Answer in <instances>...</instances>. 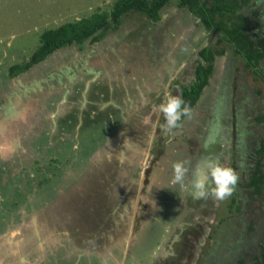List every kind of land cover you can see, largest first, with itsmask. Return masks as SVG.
Listing matches in <instances>:
<instances>
[{
	"label": "rangeland",
	"instance_id": "rangeland-1",
	"mask_svg": "<svg viewBox=\"0 0 264 264\" xmlns=\"http://www.w3.org/2000/svg\"><path fill=\"white\" fill-rule=\"evenodd\" d=\"M113 1L0 0V264H223L229 250L221 248L238 236L244 264H254L264 247V215L257 217L264 196L252 200L257 216L249 236L233 222L207 252L216 238L209 220L219 218L203 221L205 208L194 207L200 219L187 220L199 223L184 226L179 258L162 256L180 228L181 212L169 202L187 191L170 183L173 162H185L189 179L199 136L229 149L235 144L248 159L252 140L264 134V81L224 55L215 56L191 117L161 127L156 106L163 94L179 95L178 84L194 79L200 48L215 42L176 0L155 21L129 11L101 39L64 46L8 75L44 29L109 10ZM253 3L264 17V0ZM53 158L60 171L51 174ZM44 174L50 180L40 187Z\"/></svg>",
	"mask_w": 264,
	"mask_h": 264
},
{
	"label": "trees",
	"instance_id": "trees-1",
	"mask_svg": "<svg viewBox=\"0 0 264 264\" xmlns=\"http://www.w3.org/2000/svg\"><path fill=\"white\" fill-rule=\"evenodd\" d=\"M169 1L170 0H114L112 3L113 7L111 6L109 10L98 9L92 12L91 15L82 16L80 18L64 22L56 27H53L54 29H44L39 36V45L31 53L29 58L27 60H23L22 62L11 64L8 67V73L9 75H17L27 71L32 65L41 62L46 58L47 55L64 46L71 44L81 45L86 39L91 41H97L101 39L107 31L110 29H115L118 26L121 17L129 11L138 10L144 12L148 17L155 21L159 18L160 8ZM178 1L180 6H186L187 9L190 10L195 16H197L199 19L202 18L203 25L209 32L220 31L222 38L228 44H230V46H234L237 54H241L245 65L251 68L253 73L257 76H260V79L264 81V74L262 75V73L259 71L262 65V61L259 62V60L264 59V40L263 42L259 43L258 48V46L254 44L253 41H250L249 37L244 35L245 33L242 32L243 24L239 26L238 23L236 27H229L227 21L220 22L215 16V14L219 13L221 15L226 14L228 20L230 16L233 15H237L240 18V15L236 12V9L238 7L244 8L245 6L248 8L253 7L255 4L252 2L253 0ZM256 12L258 11L253 10L252 14L254 13V15H256ZM245 41L250 42L245 44ZM199 54L200 59L195 67L194 79L189 84H183L182 82L178 84L179 96L183 98L189 107H193L197 102L200 93L206 85L208 77L213 70L214 53L211 49V45L200 48ZM261 119L263 118H259V120ZM260 141V145L257 148L258 154H261L264 151V140ZM51 161L52 163L49 167V172L53 174L56 171H60L58 159L53 158ZM232 165V167H234V163ZM258 172L259 171L255 172L253 175V177L255 175H257V177H252L253 180L250 182V185H254V193L260 192V186L258 182L261 180V174ZM55 178H57L56 175L52 176V179ZM49 180L50 179L47 177V175L44 174L43 178H38V186L42 187V185L48 183ZM262 257L263 258L260 261L255 260L254 264H264V253H262Z\"/></svg>",
	"mask_w": 264,
	"mask_h": 264
},
{
	"label": "flooded vegetation",
	"instance_id": "flooded-vegetation-1",
	"mask_svg": "<svg viewBox=\"0 0 264 264\" xmlns=\"http://www.w3.org/2000/svg\"><path fill=\"white\" fill-rule=\"evenodd\" d=\"M176 1H177V4H176L177 8L181 7V9L182 8L185 9L188 13H190L192 15L193 20L196 23V24H194V26L197 25V22H200V26L206 32L205 36L209 37V36L213 35L215 37L216 43L214 42V44H205L204 45V46L211 45V49L214 53L213 54L214 58H215V56H220V55L230 56L234 59L239 58V60H242L243 64L245 65L244 59L241 56V54H237L235 49H234V46L233 47L230 46V44H228L222 38V34L220 31L209 32L204 27L203 22H202V18L199 19L190 10H188L186 6H183V5L180 6L178 4L179 1L178 0H176ZM167 4H165V5H167ZM253 10L258 11V12H256V15H254V13L252 14ZM236 12L240 15V18L237 15H233V16H230V18L228 20L226 14L221 15L219 13L215 14V16H216V19H218V21H220V22L227 21L229 27H236L238 23H239V26L243 24L242 32H244L245 33L244 35L248 36L249 40L253 41L254 44H256L259 48V43L263 42V40H264V34H263V32H264V17L262 16L260 5L254 4V6L251 8H248L247 6H245L244 8L238 7L236 9ZM159 18H160V14H159ZM250 41H248V42H250ZM248 42L245 41L244 43L247 44ZM198 54H199V51H198ZM199 59H200V54H199ZM261 61H262V65H261L259 71L263 75L264 74V59L259 60V62H261ZM196 65H197V63H196ZM247 68H249V67H247ZM249 69H251V68H249ZM251 71L253 72V70H251ZM191 108L192 107H190V109ZM259 118H263V117L260 116ZM259 118L257 120H259ZM195 136L198 137V135H195ZM200 137H202V138H201V141L199 143ZM210 140L211 139H209L208 137L204 138V136H199L198 141L196 143V146H194L195 148L191 149L192 152H197L200 155V156L196 155L194 158V159H196L194 168L204 158L213 157V158L218 159L221 163L222 162H224V164L227 163L231 167L233 166L232 164L234 163L233 169L238 171L239 179L237 181V184H236L235 189L232 192V194L223 200L217 199L215 197H208L207 199H193V197L190 194L191 190L189 188H186L187 191L182 195V197H179L180 203H179V201L169 202V205L172 208H174L177 211L179 209L181 213H180V216H177V217H179V219L177 218L178 221L180 220V224L178 226V227H180L179 231L174 233V234H172V233L170 234L168 252L166 254L162 255V256L166 257V259H168V260L170 258H172V259L179 258L178 251L175 247V244H176V242H178L182 239V237H183L182 233H183V230L185 228L184 226L190 225L189 228H192L193 225L196 226L199 223V220H197L194 223H192V220L190 218H189V220H187L188 216L191 215L194 217V214L197 215L198 218L200 219V214L197 211L191 210V209H194V207L197 210H199V208H200L202 212H203V209L205 208L204 210H206L205 211L206 214L203 212L205 215L203 221L208 220V218H207L208 214L212 218H214V217L219 218L217 221L214 220L215 218L213 220H209V221H214V224H215V227L211 231L210 235L216 234V238H214L213 242L208 243V247L209 246H211V247L206 249L207 252L209 251V249H211L210 251H212L214 245H216V244L219 245V243H221L220 240H223L224 236H226L225 232H228V229H227L228 225L230 227H232V223L233 222L236 223V225H239V226H241L242 229H244L243 232H244L245 236H249L251 234V232L253 231V229L255 230V225H256L255 218H256V216L258 215L257 217H260V214L264 215V210L259 208L260 210L258 211L257 215L253 217V214H255L257 211V210H254V207L257 208V206H254V204L252 203V200L256 201V199L259 196H260L259 198H263V196H264V151L261 154H258V152H257V148L259 147L260 142H261L260 140H264V134L262 135V137L260 139L256 138V139L252 140V142H254V143H253L252 147L247 151V155H246L248 159H245L241 155H238L235 144L233 145L232 148L229 149V148L225 147V143L221 144V139L217 138L216 143L220 147L218 150H216V147H215L216 143L213 144ZM206 143L209 146L208 148H204L202 146V145H205ZM200 146H202V147H200ZM222 146H224V148ZM225 150H228L226 155L223 154L225 152ZM257 171H259L258 173L261 174V180L258 182V184L260 186V192L254 193V185L253 184L250 185V182H251V180H253L254 177H257V175H255L253 177V175ZM185 180L187 181L186 182V184H187L188 179H185ZM160 198H161V196H160ZM188 198H190L192 200L188 201V204H186V202L183 200L187 201ZM242 200H246L245 204L242 203ZM207 206H209L210 208ZM242 206H244V207L248 206L244 212H242V209L244 208ZM190 210L192 211V213H189ZM249 215H250V217L248 218ZM262 225H264V222ZM238 237H236L235 239H229V241H227L226 244L223 245V247L221 248V249L224 248L223 250H226L225 248L228 245L227 249L229 251H224L223 252L224 255H222L223 257L225 256L224 261H226V264H244L245 263V256H246L245 250H242V251L240 250V252H238L239 251V247H238L239 243L236 241ZM253 239H254V236H253ZM247 240L248 239H246L245 242H247ZM250 241H251V236H250ZM254 242L251 244L250 249H251V247L252 248L254 247ZM231 250L235 251V253H231L230 252ZM262 253H264V247L263 246L260 247V249H259V254H258L259 258L255 259V260L260 261L263 258ZM108 258L110 259L111 256L108 255ZM229 259H232L233 261L229 262L228 261ZM172 261H174V260H172ZM224 261L222 262L223 264H225Z\"/></svg>",
	"mask_w": 264,
	"mask_h": 264
},
{
	"label": "clouds",
	"instance_id": "clouds-1",
	"mask_svg": "<svg viewBox=\"0 0 264 264\" xmlns=\"http://www.w3.org/2000/svg\"><path fill=\"white\" fill-rule=\"evenodd\" d=\"M156 108L164 118L161 127L167 130L178 127L182 117H191V109L183 98L170 92L163 94ZM188 172L189 169L184 161L173 162L170 183L189 188L193 199L215 197L223 200L232 194L239 179L233 167L213 157L201 160L192 170L188 183L185 185ZM150 188L151 186L148 187V192Z\"/></svg>",
	"mask_w": 264,
	"mask_h": 264
},
{
	"label": "bare ground",
	"instance_id": "bare-ground-1",
	"mask_svg": "<svg viewBox=\"0 0 264 264\" xmlns=\"http://www.w3.org/2000/svg\"><path fill=\"white\" fill-rule=\"evenodd\" d=\"M67 1V0H66ZM114 5V4H113ZM113 7V6H112ZM143 9V8H142ZM79 12V11H78ZM111 14V13H110ZM91 15V14H90ZM202 15V14H200ZM9 16V15H8ZM214 17V16H213ZM222 17V16H221ZM88 18V17H87ZM71 21V20H70ZM216 21V20H215ZM242 22V21H241ZM216 23V22H215ZM54 29V28H53ZM224 29V28H223ZM223 42V41H222ZM239 56V55H238ZM234 59V58H233ZM243 65V64H242ZM9 75V74H8Z\"/></svg>",
	"mask_w": 264,
	"mask_h": 264
},
{
	"label": "crops",
	"instance_id": "crops-1",
	"mask_svg": "<svg viewBox=\"0 0 264 264\" xmlns=\"http://www.w3.org/2000/svg\"><path fill=\"white\" fill-rule=\"evenodd\" d=\"M163 230V229H162Z\"/></svg>",
	"mask_w": 264,
	"mask_h": 264
}]
</instances>
